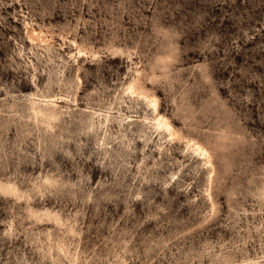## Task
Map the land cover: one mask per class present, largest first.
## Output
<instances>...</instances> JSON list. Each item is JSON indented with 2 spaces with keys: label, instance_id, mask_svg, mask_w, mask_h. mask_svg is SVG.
<instances>
[{
  "label": "rangeland",
  "instance_id": "obj_1",
  "mask_svg": "<svg viewBox=\"0 0 264 264\" xmlns=\"http://www.w3.org/2000/svg\"><path fill=\"white\" fill-rule=\"evenodd\" d=\"M0 264H264V0H0Z\"/></svg>",
  "mask_w": 264,
  "mask_h": 264
},
{
  "label": "bare ground",
  "instance_id": "obj_2",
  "mask_svg": "<svg viewBox=\"0 0 264 264\" xmlns=\"http://www.w3.org/2000/svg\"><path fill=\"white\" fill-rule=\"evenodd\" d=\"M155 109V108H154ZM157 123L168 128V123L166 120L162 119V118H158L157 119ZM160 127V126H159ZM196 150L202 155V156H206V151L200 146V145H196L195 146Z\"/></svg>",
  "mask_w": 264,
  "mask_h": 264
}]
</instances>
